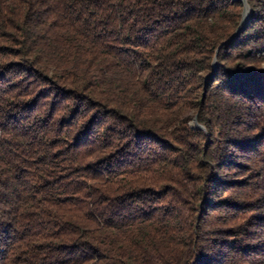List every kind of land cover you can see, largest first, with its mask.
<instances>
[{
	"label": "trees",
	"instance_id": "trees-1",
	"mask_svg": "<svg viewBox=\"0 0 264 264\" xmlns=\"http://www.w3.org/2000/svg\"><path fill=\"white\" fill-rule=\"evenodd\" d=\"M246 1L0 0V264H264Z\"/></svg>",
	"mask_w": 264,
	"mask_h": 264
},
{
	"label": "water",
	"instance_id": "water-1",
	"mask_svg": "<svg viewBox=\"0 0 264 264\" xmlns=\"http://www.w3.org/2000/svg\"><path fill=\"white\" fill-rule=\"evenodd\" d=\"M240 1L243 4V9H242V13H241V19H240V22H239L236 30L230 36L228 41L234 40L239 35V33L244 29V27L246 26L247 22L249 21V6L247 4V1L246 0H240ZM224 43L225 42H222L221 44H224ZM216 66H217V61H216V58H214L213 61H212V68L215 69ZM192 122H193L195 127L204 130V127L197 122L196 115L193 116Z\"/></svg>",
	"mask_w": 264,
	"mask_h": 264
},
{
	"label": "rangeland",
	"instance_id": "rangeland-1",
	"mask_svg": "<svg viewBox=\"0 0 264 264\" xmlns=\"http://www.w3.org/2000/svg\"><path fill=\"white\" fill-rule=\"evenodd\" d=\"M192 123V125L194 126V124H193V122H191ZM195 127V126H194Z\"/></svg>",
	"mask_w": 264,
	"mask_h": 264
}]
</instances>
